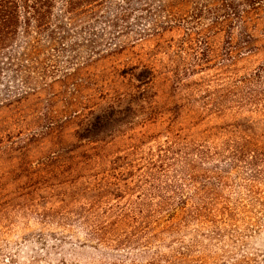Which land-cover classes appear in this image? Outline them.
<instances>
[{
	"label": "trees",
	"instance_id": "1",
	"mask_svg": "<svg viewBox=\"0 0 264 264\" xmlns=\"http://www.w3.org/2000/svg\"><path fill=\"white\" fill-rule=\"evenodd\" d=\"M259 34L264 0H0V84L17 86L3 101L53 83L68 88L72 103L107 98L87 87L114 84L119 68L97 74L94 67L157 41L147 59L120 71L131 81L137 115L88 120L58 141L70 152L73 209L57 223L96 248L131 252V260L113 264H209L193 248L225 241L244 209L263 200L256 193L264 181V115H186L197 113L192 77L214 58L220 63L210 39L222 35L231 58L258 49ZM184 54L195 64L180 61ZM236 81L264 83V62ZM160 83L176 115L150 100ZM152 103L162 111L138 115ZM238 184L254 196L233 198Z\"/></svg>",
	"mask_w": 264,
	"mask_h": 264
},
{
	"label": "rangeland",
	"instance_id": "2",
	"mask_svg": "<svg viewBox=\"0 0 264 264\" xmlns=\"http://www.w3.org/2000/svg\"><path fill=\"white\" fill-rule=\"evenodd\" d=\"M209 44L216 49L214 56L219 55L216 58L220 61H216L220 63L214 58L209 61L210 68L192 77L197 85H192L195 91L190 103L197 113L186 115L214 117L228 109H240L241 116L264 115V83L236 81L264 62L263 35L259 34L256 41L258 49L231 58L224 55L226 41L222 35L210 39ZM156 45L154 39L142 41L94 67L97 74L111 72L114 66L119 68L114 84L87 87L93 94L107 93V98L97 94L95 101L72 103L68 88L53 83L38 87L19 101L0 100V137L6 143L0 145V264H113L131 260V252L96 248L85 241L82 232L69 231L57 223L55 217L73 209L70 152L58 141L72 139L74 131L88 120L137 115L131 110V81H126L120 71L139 57L147 59L158 48ZM180 61L195 64V59L185 54ZM129 72L123 75L129 78ZM13 84H0V99L17 89ZM153 92L157 95L150 100H157L163 110L176 115L167 85L160 83ZM154 105L145 104L138 115H157L162 109ZM233 178L237 182V176ZM259 188L256 196L263 200L244 209L238 223L226 232L225 241L212 240L203 249L193 248L198 252L195 255H206L209 264H227L232 259L242 260L241 264H264V181ZM231 196L250 199L254 195L238 184Z\"/></svg>",
	"mask_w": 264,
	"mask_h": 264
}]
</instances>
